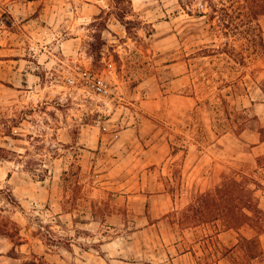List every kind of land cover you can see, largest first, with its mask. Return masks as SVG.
<instances>
[{
	"label": "rangeland",
	"instance_id": "obj_1",
	"mask_svg": "<svg viewBox=\"0 0 264 264\" xmlns=\"http://www.w3.org/2000/svg\"><path fill=\"white\" fill-rule=\"evenodd\" d=\"M14 1L0 0V264H264V225L231 221L217 189L235 180L264 209L259 3L214 0L225 26L179 0Z\"/></svg>",
	"mask_w": 264,
	"mask_h": 264
},
{
	"label": "trees",
	"instance_id": "obj_2",
	"mask_svg": "<svg viewBox=\"0 0 264 264\" xmlns=\"http://www.w3.org/2000/svg\"><path fill=\"white\" fill-rule=\"evenodd\" d=\"M115 3L119 4H125L128 6H131L132 0H114ZM211 5V10L209 12H204V10H201L199 8H195V4L197 0H179L181 6L187 10L190 14H197V15H208L211 19H214L217 17L221 18V24L227 26L225 23V15L228 14V10L225 4L223 6L218 7L214 0H207ZM259 3V6L261 7V13L264 14V0H255ZM130 11V10H129ZM126 8H120L119 13L117 12L119 18L125 22H132L131 19L127 18V13L129 12ZM132 11V10H131ZM252 12H255V8L252 9ZM8 134L11 135V132ZM1 152H8V150L0 145V156L6 157L5 154H2ZM79 167V166H78ZM77 167V168H78ZM80 168V167H79ZM64 180L65 182H68L70 178L76 177L79 175V169H71V170H65L64 171ZM217 189H223L227 193V198H229V201L231 203V208L229 210V214L231 215L230 220L233 221L235 219H241L243 223H252L253 220L257 224H259L261 227L264 225V209L260 208L258 204L254 203L252 199L248 198L244 200L241 195V190L243 189V185L241 183H238L237 181L233 180L231 183L225 182V184H222ZM237 207H240V210L237 211ZM236 225L232 224L229 225L230 228H234ZM234 246H236L234 244ZM234 248L233 246H230V248ZM231 248V249H232ZM242 255H247V251H241Z\"/></svg>",
	"mask_w": 264,
	"mask_h": 264
},
{
	"label": "built area",
	"instance_id": "obj_3",
	"mask_svg": "<svg viewBox=\"0 0 264 264\" xmlns=\"http://www.w3.org/2000/svg\"><path fill=\"white\" fill-rule=\"evenodd\" d=\"M81 83L85 85L86 88H92L95 93H109L110 88L102 77L94 75V73L87 69L81 73ZM78 79L75 75L71 74L66 77V83L69 85H77Z\"/></svg>",
	"mask_w": 264,
	"mask_h": 264
},
{
	"label": "crops",
	"instance_id": "obj_4",
	"mask_svg": "<svg viewBox=\"0 0 264 264\" xmlns=\"http://www.w3.org/2000/svg\"><path fill=\"white\" fill-rule=\"evenodd\" d=\"M37 1H39V0H15L13 2V5L12 6H14V7L17 8V12L16 13H22V14H24V13H26V11L27 12L28 11H34V8L33 7H34V5H35V3ZM32 8H33V10H32ZM9 12H11L14 17H17L16 16L17 14L15 12H13L12 9H9ZM262 38H263V43H264V30H263V33H262ZM188 253H192V252L191 251H189V252H183L179 256H177V257H175L173 259L174 260L175 259L176 260L184 259V256H188ZM199 255H200L199 252H195L194 253V256H193L194 259H193L192 264H204L203 262H201V257ZM225 260H226V257H223V258L221 257L218 260H216V261H214V262H212L210 264H227Z\"/></svg>",
	"mask_w": 264,
	"mask_h": 264
}]
</instances>
